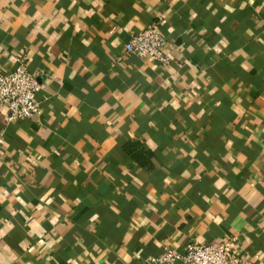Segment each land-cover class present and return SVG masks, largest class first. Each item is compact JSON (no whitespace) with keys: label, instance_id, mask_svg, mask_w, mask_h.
<instances>
[{"label":"crops","instance_id":"crops-1","mask_svg":"<svg viewBox=\"0 0 264 264\" xmlns=\"http://www.w3.org/2000/svg\"><path fill=\"white\" fill-rule=\"evenodd\" d=\"M153 20L168 65L125 50ZM21 54L39 109L0 105V264L190 239L264 264V0H0V71Z\"/></svg>","mask_w":264,"mask_h":264},{"label":"built area","instance_id":"built-area-1","mask_svg":"<svg viewBox=\"0 0 264 264\" xmlns=\"http://www.w3.org/2000/svg\"><path fill=\"white\" fill-rule=\"evenodd\" d=\"M125 41L126 52L141 57L149 56L162 65L171 62L165 51L168 40L160 30L159 20H153L142 30L130 33ZM40 87L37 75L28 69L27 56L24 54L16 56L13 70L0 71V105L5 108L6 121L29 118L36 114L39 103L35 93ZM151 260L162 264H252L251 259L236 253L230 240L214 244L190 239L184 251L168 248L152 256Z\"/></svg>","mask_w":264,"mask_h":264},{"label":"trees","instance_id":"trees-1","mask_svg":"<svg viewBox=\"0 0 264 264\" xmlns=\"http://www.w3.org/2000/svg\"><path fill=\"white\" fill-rule=\"evenodd\" d=\"M135 146H137L136 142H129L126 144V148L128 149V151H132Z\"/></svg>","mask_w":264,"mask_h":264}]
</instances>
